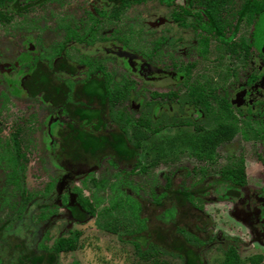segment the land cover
<instances>
[{
  "label": "flooded vegetation",
  "instance_id": "af4514ba",
  "mask_svg": "<svg viewBox=\"0 0 264 264\" xmlns=\"http://www.w3.org/2000/svg\"><path fill=\"white\" fill-rule=\"evenodd\" d=\"M21 1L18 0L16 7L26 9L20 14L47 0ZM107 1L111 2L115 15L129 1L135 3V0H127L128 4L119 5L115 4L119 0ZM175 1L160 0L167 7ZM205 1L212 3L207 6L210 9L200 4ZM249 1L184 0L181 7L170 12L168 36L153 41L150 50L143 55L125 46L131 43L129 40L135 45V36L123 39L119 45L111 41L109 46H102L103 55L93 61L87 58L90 54L77 60L71 53L74 41L84 38L76 37L70 29L63 35L58 50L47 59L40 56L39 48L30 39L27 45L21 43L20 47L11 39L9 47L0 50V127L8 125L9 129H14H8L12 132L8 141L0 136V158L20 160L24 157L20 151L21 137L25 135L23 127L27 126L29 113L34 111L38 121L35 127H39L38 133L42 135L38 139L42 152L46 151L59 170L70 173L87 175L103 155L108 156L111 166H131V172L144 170L138 160L140 145L165 128L185 129L168 142L170 146L177 139L195 136L194 156L198 161L211 160L218 147L240 143L245 151L226 169V182L202 181L201 178L196 185L186 187L187 173L174 171L157 190L173 183L190 195L202 219L198 235L201 242L191 240L190 243L201 264H205L202 251L210 244L226 243L220 229V235L209 231L212 223L204 208L216 203H227L231 217L242 221L250 236L256 238L259 252L249 255L250 263L264 264V8L250 12L249 5H245ZM3 2L10 3V14L0 13V23L10 22L11 15H20L12 12V2ZM209 13L214 16L213 21ZM154 20L155 25L162 22L160 17ZM218 21L220 23L213 27ZM161 51L164 57L155 63ZM107 55L112 56V60H106ZM139 82L150 91L148 99L141 97L135 105ZM140 104L143 111L132 118L131 111ZM130 122L133 125L128 131L126 127ZM46 141L48 146L45 147ZM5 142L7 147L3 145ZM92 142L100 144L94 152L85 151L82 143ZM119 144L121 149H117ZM84 153L93 159L92 164L80 159L75 162V155L83 159ZM74 163L81 167L75 169ZM252 166H256L254 171L247 172V167L253 169ZM255 177H259V183L253 181ZM115 186L120 189L126 185L123 180ZM84 199L77 194L72 204L39 201L35 206L29 204V211L21 205L17 219L22 232L13 234L32 238L34 229L42 228L48 221L53 204L64 209L70 221L82 224L88 218L82 222L71 212L85 214L80 204ZM151 200L156 208L154 197ZM239 204H244V208H239ZM34 210H40L35 226L31 223ZM42 236L33 246L40 254L51 250L56 239L65 238L58 235L48 245L49 235ZM227 252L235 253L233 245Z\"/></svg>",
  "mask_w": 264,
  "mask_h": 264
},
{
  "label": "rangeland",
  "instance_id": "374dc122",
  "mask_svg": "<svg viewBox=\"0 0 264 264\" xmlns=\"http://www.w3.org/2000/svg\"><path fill=\"white\" fill-rule=\"evenodd\" d=\"M25 2L26 0L21 1ZM183 4L184 0H176L169 7L160 0H145L142 3L129 1V4L115 15L111 2L107 0H47L20 15H11L10 22L0 23V50L8 48L12 43L11 39H14L18 47L21 43L27 45L26 41L30 39L31 43L35 42L39 48L40 56L47 59L58 50L63 35L70 29L76 37L84 38L74 41L75 44L71 48V53L75 54L77 60L89 54V60H96L103 55L100 51L102 46H109L111 41L119 45L123 39H132V36H135V45L129 40L131 43L126 44V48L129 51L135 49L137 54L143 55L150 50L153 41L168 36L167 27H171L170 12ZM9 5L10 3L3 2L0 13L9 15ZM157 17L162 19L159 25L154 24ZM89 33L90 35L86 36ZM173 36L174 34L171 38ZM162 57L164 52L161 51L160 57L155 58V63H159ZM106 60H112V56L107 55ZM119 70L122 71L121 68ZM140 82L137 83L135 92V105L141 97L143 100L148 99L150 91ZM142 106L143 104H140V107L135 106L136 110L131 111L130 116H140L144 109ZM36 122L38 121L35 111L29 113L27 126L23 127L25 135L21 137L23 142L20 151L24 157L20 160L14 157L0 158V229L7 233H18L21 230L20 221L17 219L21 205L29 211L31 207L28 205L35 206L39 201L51 203L55 200L56 203L57 200V204H72L75 203L77 194L85 197L94 214L84 223H73L64 209L53 204L55 207L49 208L52 212L48 221L42 228L34 229L31 238L33 245H36L45 233L49 235L46 242L49 245L58 235L66 238L77 232L75 250L59 253L57 264H148L150 258H138L132 244L127 241L131 236L135 239V204L142 206L139 217H147L148 207H152L151 199L159 192L158 187H161L166 177L174 171L187 173L184 180L186 187L196 185L201 178L202 181L226 182V169L231 168L245 151L240 143H233L235 146L229 143L218 147L215 157L211 160L198 161L194 156L195 136L186 134L185 139H177L170 146L168 142L185 129L165 128L141 143L138 160L140 166L145 167L144 170L131 172V166H111L107 162L108 156L103 155L97 159L87 175L70 173L59 170L54 161L46 155V151L42 152V145L38 141L42 135L41 132L38 133L39 127H35ZM132 125L133 122H130L126 127L128 131ZM9 127H0V136L5 137L7 141L12 133L9 130L14 129ZM31 134L34 136L31 137ZM3 145L5 147L7 142ZM43 145L48 146V142ZM152 161L155 163L150 164ZM19 166H22V169ZM256 166H252L253 169L247 167V172H253ZM246 177L248 178V173ZM122 178L126 186L120 189L114 187L123 181ZM253 181L259 183L260 179L255 177ZM238 207L243 209L244 204H239ZM204 210L212 223L210 233L220 235V229L226 240L225 245L212 243L202 251L205 264H223L225 252L230 245H233L238 256V264H251L249 255L259 252L256 238L250 236L242 221L231 217L227 203L207 204ZM240 213L237 215L241 218L243 215ZM39 214L40 210H34L31 214L33 226ZM111 228H115V231H110ZM160 259L167 260L170 264H180L179 260L169 256Z\"/></svg>",
  "mask_w": 264,
  "mask_h": 264
},
{
  "label": "trees",
  "instance_id": "16d2710c",
  "mask_svg": "<svg viewBox=\"0 0 264 264\" xmlns=\"http://www.w3.org/2000/svg\"><path fill=\"white\" fill-rule=\"evenodd\" d=\"M3 1L5 0H0V4ZM7 1L13 4L11 8L12 12L20 14V11L26 9L25 6L22 9L16 7L18 0ZM144 1L135 0V3ZM161 1L165 2L166 0ZM115 4L124 5L128 3L127 0H119L118 3L115 1ZM200 4L210 9L207 6H210L212 3L210 4L205 1ZM245 5H249L250 12H255L264 8V0H250ZM208 15L210 20L213 21L214 16L211 13ZM218 23L220 22L213 23L212 26L214 27ZM220 26L223 27L222 24ZM82 144L86 147L84 149L85 151L90 149L94 152L95 147L100 143L92 142ZM117 149H121L120 144ZM75 159L76 163L79 159L89 165L93 162V159L87 157L85 153L83 159L79 158L77 154L75 155ZM73 167L76 169L81 166L80 164L74 163ZM190 198V195H186L179 189L178 185L171 183L160 189L159 193L154 197L155 200L153 202L156 204V208L153 205L152 207H148L147 217H139L142 206L140 207L137 203L135 204V218L137 222L135 239L131 236L127 241L132 244L138 258H150L148 264H170L167 260L160 259L163 256L180 259L182 264H201L198 253H196V250L190 243L191 240L201 242L198 235L200 236L202 219L198 212H196ZM80 204L85 214L80 215L79 212L77 214L74 212L71 213L84 222L88 216L94 214V210L85 199ZM109 230L115 231V228ZM77 237L78 234L75 232L70 237L58 238L54 241L51 250L40 254L33 248L34 245L31 243L30 235H16L0 229V264H56V257L59 253H67L75 250ZM52 250L53 252H51ZM225 256L226 258L223 264H238V256L236 253L227 252Z\"/></svg>",
  "mask_w": 264,
  "mask_h": 264
}]
</instances>
